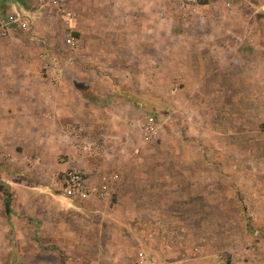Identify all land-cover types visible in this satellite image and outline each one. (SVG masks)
I'll return each instance as SVG.
<instances>
[{
	"label": "rangeland",
	"instance_id": "374dc122",
	"mask_svg": "<svg viewBox=\"0 0 264 264\" xmlns=\"http://www.w3.org/2000/svg\"><path fill=\"white\" fill-rule=\"evenodd\" d=\"M66 1L75 16L77 50L64 44L69 28L45 0H0L2 11L23 12L29 20L28 30L0 36V42L4 47L12 42H35L39 63L34 68L43 78H50L45 61L57 55L64 74H88L89 85L95 79L100 88H114L115 83L119 86L125 102L132 106L131 133L139 147L135 151L137 162L123 169L122 188H138L137 193L129 194L136 196L138 203L129 218L123 217L127 198L112 191L106 202L110 208L118 203L121 211L112 210L116 224L104 223L101 232L96 216L94 221L80 219L84 209H74L73 213L60 209L66 202L79 201L67 196L59 183L58 188H44L49 191L37 189L33 194L35 210L31 209L35 216L27 217L21 207L23 212L12 216L13 221L20 220L14 224L6 220L4 207L7 195L13 201V192L7 179L0 176V264H113V257L106 254L109 249H121V264H137L141 249L152 264H264L263 117L259 113L243 114V130L235 131L230 123L235 124V114L229 108L234 105L231 98L193 96L170 63L145 65L155 51L145 50L143 54L139 49V42L150 41L141 35V26L154 27L158 22L165 24L159 37L172 43L171 32L176 25L167 21L174 13L181 20L184 17L180 0ZM160 1L167 18L159 13L163 8ZM204 1L225 9H231L227 5L231 3L249 16L251 24L264 26V0ZM125 41L136 44V48L116 47ZM260 41L264 44V38ZM12 51L17 54L22 50ZM261 53L264 61V48ZM148 65L163 68V74L157 88L156 81H149L144 91L143 81L136 77L150 68ZM9 66L14 68L12 72L19 71L16 61L5 58L6 71ZM258 71L264 73V67ZM221 103L231 104L225 105L229 108L226 115L232 117L225 126L220 125ZM150 125L155 127L146 129ZM21 148L5 147L2 164L9 165L11 159L7 158L20 155ZM36 234L39 240L34 239ZM69 234L74 235L72 239ZM76 236L85 240L77 241ZM77 244L85 246L86 256L75 255ZM100 251L105 255L99 257Z\"/></svg>",
	"mask_w": 264,
	"mask_h": 264
},
{
	"label": "crops",
	"instance_id": "0c3cea01",
	"mask_svg": "<svg viewBox=\"0 0 264 264\" xmlns=\"http://www.w3.org/2000/svg\"><path fill=\"white\" fill-rule=\"evenodd\" d=\"M212 5L200 3L194 13L185 12L182 20L175 13L172 14L167 21L169 25H176L171 32L174 38L172 43L164 42L159 37L164 23L158 22L154 27L141 26V35L149 37L150 41L139 42V49L143 54L145 50L155 51L145 65L170 63L175 75L186 82L193 96L231 98L234 105L229 108L235 114V124L230 123L235 126V131H241L245 121L243 114L259 113L264 119V73L258 71L264 67L261 53L264 44L260 41L264 38V26L251 24L245 12H239L232 6L225 9ZM160 10L167 18L166 7ZM118 44V48L122 47L120 45L127 48L134 45L136 48V44L130 41ZM8 45L4 47L0 42V176L7 179L13 192L15 203L11 199L9 219L19 224L20 220L16 218L17 221H13L12 216L17 217L23 211H26L27 217L35 216V212L31 211L35 210L36 197L33 194L37 189L58 188L62 172L70 166L83 169L91 181L117 173L116 179L111 178V190L117 191L119 196L125 194L128 205L126 207L123 203V207L127 208L123 217L129 218L135 211L133 206L138 203V198L129 194L137 193L138 188H122L125 179L123 169L137 162L135 151L139 147L131 133L132 106L125 102V95L119 86L115 83L114 88H100L95 79H91L89 85V76L84 73L64 74L55 79L43 78L34 68L39 63L35 42H12ZM16 48L22 51L16 54L12 51ZM5 58L19 64L17 73L12 72L14 68L10 66L5 70ZM152 58L155 59L150 60ZM149 67L136 77L143 81L141 88L144 91L148 90L149 81H156L157 88V81L161 80L163 74V68ZM128 79L131 80V76ZM228 104L221 103L218 108L223 110L220 111L223 114L220 125L223 126L230 118L226 115L229 108L225 105ZM9 145H21V154L7 158L11 160L5 166L2 161L5 147ZM139 151L141 154V147ZM4 171L8 175H4ZM76 200L79 202H66L60 209L66 213L84 209L80 219L94 221L96 216L101 232L104 223L116 224L112 210L116 208L121 211L118 203L110 208L107 199ZM5 215L7 220L6 212ZM33 236L39 240L37 234ZM73 236L69 234L70 239ZM76 239L85 240L83 236H76ZM76 246L77 252L80 251L76 252V256L87 255L84 245L81 246L83 249L78 244ZM111 251L107 250L106 254L113 257V264L124 263L121 249ZM104 255L100 251L98 256Z\"/></svg>",
	"mask_w": 264,
	"mask_h": 264
},
{
	"label": "built area",
	"instance_id": "2783aa9c",
	"mask_svg": "<svg viewBox=\"0 0 264 264\" xmlns=\"http://www.w3.org/2000/svg\"><path fill=\"white\" fill-rule=\"evenodd\" d=\"M49 5L54 6L56 11L64 20L69 31L64 36V44L73 50L79 47V41L74 35V12L69 8L66 0H45ZM200 5L199 0H180V7L188 14L194 13ZM231 6V3H227ZM160 14H163L160 10ZM29 20L23 12H4L0 9V36L7 37L15 33L16 30H28ZM46 73L53 79L64 75V68L57 55H51L44 64ZM155 126H147L146 129H153ZM118 174L103 175L98 181H91L86 172L78 167L70 166L65 169L60 177V183L65 194L74 199H109L112 196L111 178L116 179ZM137 264H152V261L141 249L137 253Z\"/></svg>",
	"mask_w": 264,
	"mask_h": 264
},
{
	"label": "trees",
	"instance_id": "16d2710c",
	"mask_svg": "<svg viewBox=\"0 0 264 264\" xmlns=\"http://www.w3.org/2000/svg\"><path fill=\"white\" fill-rule=\"evenodd\" d=\"M202 1V0H201ZM206 2L203 0V3ZM75 34L77 35V32H75ZM5 203V210H6V214L8 219L10 218L11 212H12V207H11V198L9 195H7V197L4 200Z\"/></svg>",
	"mask_w": 264,
	"mask_h": 264
}]
</instances>
